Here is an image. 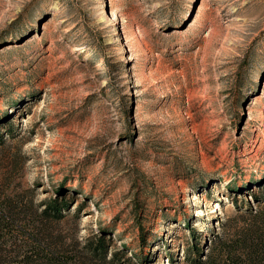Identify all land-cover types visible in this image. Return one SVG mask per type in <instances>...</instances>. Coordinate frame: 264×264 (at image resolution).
<instances>
[{"label":"rangeland","instance_id":"rangeland-1","mask_svg":"<svg viewBox=\"0 0 264 264\" xmlns=\"http://www.w3.org/2000/svg\"><path fill=\"white\" fill-rule=\"evenodd\" d=\"M0 137V264L239 259L264 238V0H0Z\"/></svg>","mask_w":264,"mask_h":264},{"label":"trees","instance_id":"trees-1","mask_svg":"<svg viewBox=\"0 0 264 264\" xmlns=\"http://www.w3.org/2000/svg\"><path fill=\"white\" fill-rule=\"evenodd\" d=\"M0 143H3V139L0 137ZM65 204H62L61 207H64ZM50 210H47L44 212V215L46 218H55L56 220L61 219V213L60 209L59 211H53V213H50ZM14 214V211L12 209H8L7 206L3 205L0 208V234L4 232V229H6L5 225L12 224L14 219L11 217ZM1 236V235H0ZM5 241V242H4ZM11 240H0V248H3L6 244H8ZM241 249L239 259L234 254V251H236V246H233V248L227 249V259L222 264H264V238L260 237L256 240H246L242 241V243L238 244ZM198 249L195 247L194 252L195 255H198ZM193 257V256H192ZM194 262L198 261L196 258H192ZM203 263V262H202ZM199 263V264H202Z\"/></svg>","mask_w":264,"mask_h":264}]
</instances>
